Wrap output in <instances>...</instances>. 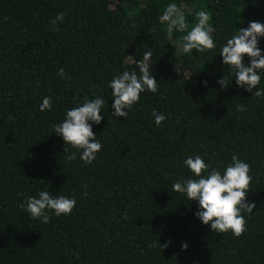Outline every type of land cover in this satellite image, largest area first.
Segmentation results:
<instances>
[{"label":"trees","instance_id":"obj_1","mask_svg":"<svg viewBox=\"0 0 264 264\" xmlns=\"http://www.w3.org/2000/svg\"><path fill=\"white\" fill-rule=\"evenodd\" d=\"M171 3L188 31L196 12L211 13L213 50L184 53L187 32L169 38L159 17ZM251 21L264 24V0H0V264H264V98L237 86L220 56ZM258 47L264 55V37ZM146 51L158 91L141 93L127 118L113 117L108 85L139 72ZM224 77L226 91L217 83ZM46 96L52 109L41 112ZM97 97L103 120L92 130L102 150L91 165L79 154L70 162L74 150L54 128ZM154 109L165 116L160 126ZM234 154L250 166L246 199L256 204L241 213L239 238L212 232L196 216L198 202L172 189L196 178L189 156L223 174ZM47 190L75 198L71 215L50 213L44 224L18 207Z\"/></svg>","mask_w":264,"mask_h":264},{"label":"clouds","instance_id":"obj_2","mask_svg":"<svg viewBox=\"0 0 264 264\" xmlns=\"http://www.w3.org/2000/svg\"><path fill=\"white\" fill-rule=\"evenodd\" d=\"M195 15L197 22L190 31L185 14L176 3L168 4L159 19L162 24L166 23L169 38L174 31L187 32L182 36L184 53L196 50L203 55L216 47L212 36L215 29L209 23L212 19L210 12L201 10ZM64 16V13H60L51 21L53 30L59 31L57 25L64 20ZM260 37H264V24L251 21L247 28L239 29L228 39L220 52L223 64L235 74L236 85L253 93V98H264V88L257 90L261 83V70H264V55L258 47ZM152 56L153 51H146L138 64L129 56L128 58L137 64L139 72L126 70L110 81L108 87L112 90L113 117L127 118L129 111L140 100L141 93L147 90L155 94L158 91V83L150 71ZM245 57L250 59V64L244 63ZM57 75L62 79L67 78L63 68ZM203 83L207 87V81ZM217 83L222 90L226 91L229 88V82L225 77ZM104 104L105 101L99 97L92 100L86 98L81 106L68 110L64 121L55 126V134L62 137L65 144L74 150L67 154L68 161H75L79 154L81 161L91 165L102 150L103 146L96 138L92 125H99L103 120L100 113ZM39 109L41 112L51 111V98L44 97ZM238 111L244 112L246 109L239 105ZM152 116L156 126H160L165 120V116L155 109ZM64 151L68 153V148L65 147ZM184 164L196 178L187 180L181 178L172 185L173 191L185 194L190 201L198 202L199 210L196 216L204 225H210L212 232L217 234L231 232L236 238L242 236L246 231V220L241 213L252 214L256 208L255 203H250L246 199L252 182V176L249 175L250 166L235 154L232 156V163L226 167L223 174L216 168H210L198 155L195 158L189 156ZM83 187L86 188L87 185ZM84 195L87 196V192ZM75 206V198L54 196L48 190L40 191L37 196L28 197L25 204L18 205L29 213L32 219H40L44 224L49 223L50 213H54L56 217L68 216ZM159 246L163 251L170 246V242L163 245L159 243ZM181 247L182 250H186L188 245L185 243Z\"/></svg>","mask_w":264,"mask_h":264}]
</instances>
